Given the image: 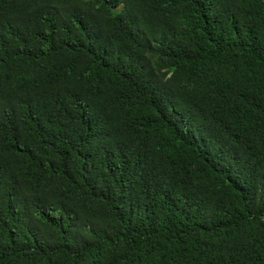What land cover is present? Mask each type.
Instances as JSON below:
<instances>
[{
    "label": "trees",
    "instance_id": "1",
    "mask_svg": "<svg viewBox=\"0 0 264 264\" xmlns=\"http://www.w3.org/2000/svg\"><path fill=\"white\" fill-rule=\"evenodd\" d=\"M0 264H264V0H0Z\"/></svg>",
    "mask_w": 264,
    "mask_h": 264
}]
</instances>
